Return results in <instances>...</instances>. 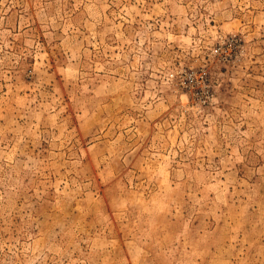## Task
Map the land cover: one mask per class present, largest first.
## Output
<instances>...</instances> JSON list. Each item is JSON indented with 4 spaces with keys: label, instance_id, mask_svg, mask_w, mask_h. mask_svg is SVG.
I'll return each mask as SVG.
<instances>
[{
    "label": "rangeland",
    "instance_id": "374dc122",
    "mask_svg": "<svg viewBox=\"0 0 264 264\" xmlns=\"http://www.w3.org/2000/svg\"><path fill=\"white\" fill-rule=\"evenodd\" d=\"M0 264H264V0H0Z\"/></svg>",
    "mask_w": 264,
    "mask_h": 264
}]
</instances>
